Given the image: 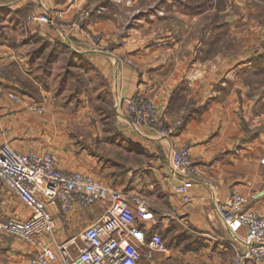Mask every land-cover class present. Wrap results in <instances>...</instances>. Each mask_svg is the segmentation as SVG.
I'll return each mask as SVG.
<instances>
[{
    "label": "crops",
    "instance_id": "0c3cea01",
    "mask_svg": "<svg viewBox=\"0 0 264 264\" xmlns=\"http://www.w3.org/2000/svg\"><path fill=\"white\" fill-rule=\"evenodd\" d=\"M92 1L0 0V144L51 152L63 171L146 198L155 221L145 233L160 234L166 250L139 264H231L228 243H242L245 230L232 233L214 206L233 188L249 198L264 189V16L247 9L264 1L228 0L226 11L243 6L241 15H183V39L151 25L125 32L108 12L82 18ZM57 12L64 18L54 24L30 21ZM204 18L211 28L202 30ZM134 93L154 102L161 125L181 120L180 130L161 137L136 128L124 102ZM173 146L188 148L199 171L189 204L169 189ZM263 206L264 197L249 208ZM105 209H52L57 239L79 234ZM29 215L0 180V218ZM33 255L0 232V264H29Z\"/></svg>",
    "mask_w": 264,
    "mask_h": 264
},
{
    "label": "built area",
    "instance_id": "2783aa9c",
    "mask_svg": "<svg viewBox=\"0 0 264 264\" xmlns=\"http://www.w3.org/2000/svg\"><path fill=\"white\" fill-rule=\"evenodd\" d=\"M87 15L86 11L80 14L82 18ZM63 18L64 13L57 12L33 16L30 21L49 25ZM124 102L126 118L136 128L157 130L161 137H170L183 125L181 120L161 125L154 102L140 93ZM29 110L45 112L36 103L29 105ZM171 167L175 178L170 183V192L182 202L191 203L199 171L188 148L173 146ZM0 180L30 212L25 220L0 218V232L21 239L33 250L29 264H139L150 260L154 252L166 250L160 234L153 232L147 237L145 233V223L155 221L146 198L128 196L81 172L63 171L51 152L19 153L0 144ZM262 197L264 189L249 198L233 188L226 202L215 203V214L232 233L245 229L242 243H228L234 250L231 264L264 263V206L260 211L249 208L252 201ZM96 203L106 205L97 220L77 235L57 239L52 209L67 214Z\"/></svg>",
    "mask_w": 264,
    "mask_h": 264
},
{
    "label": "rangeland",
    "instance_id": "374dc122",
    "mask_svg": "<svg viewBox=\"0 0 264 264\" xmlns=\"http://www.w3.org/2000/svg\"><path fill=\"white\" fill-rule=\"evenodd\" d=\"M94 3L88 4L81 10L86 11V18L90 19L93 12H108L117 17L122 23V29L127 32L137 25L145 27L150 26L154 31L163 32L168 30L172 35L182 36L183 39V15L189 16H210L212 14H239L241 15L245 8L243 6L231 5L228 12V0H93ZM92 1V2H93ZM255 1V0H253ZM264 1V0H256ZM94 6V7H93ZM248 11L258 10V14L264 16V6L258 7L256 3L253 7L247 5ZM261 9V10H260ZM100 14V13H99ZM202 21H209L204 18ZM203 25L205 22H202ZM202 27V26H201ZM149 28V27H147ZM224 30V29H222ZM222 35V31L220 33ZM99 36H95V39ZM63 72L60 73V75ZM67 93L63 96L66 99ZM245 230V229H244Z\"/></svg>",
    "mask_w": 264,
    "mask_h": 264
},
{
    "label": "trees",
    "instance_id": "16d2710c",
    "mask_svg": "<svg viewBox=\"0 0 264 264\" xmlns=\"http://www.w3.org/2000/svg\"><path fill=\"white\" fill-rule=\"evenodd\" d=\"M214 17L215 16H218V14H212ZM208 19V18H207ZM213 25H214V27H215V30H217L218 29V27H216L215 25H216V23H215V18H214V20H213ZM212 27V23H211V21H210V19H209V21H205V23H204V25H203V28H202V30H205L206 28H211ZM221 27L219 26V29H220ZM220 31H222V29H220Z\"/></svg>",
    "mask_w": 264,
    "mask_h": 264
}]
</instances>
